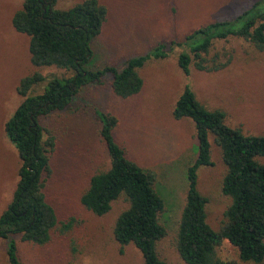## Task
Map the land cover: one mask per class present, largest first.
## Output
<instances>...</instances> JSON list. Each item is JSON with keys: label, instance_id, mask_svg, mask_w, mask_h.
Returning <instances> with one entry per match:
<instances>
[{"label": "rangeland", "instance_id": "rangeland-1", "mask_svg": "<svg viewBox=\"0 0 264 264\" xmlns=\"http://www.w3.org/2000/svg\"><path fill=\"white\" fill-rule=\"evenodd\" d=\"M84 0H58L57 9L68 10ZM108 9L102 34L93 42L94 70L107 66L121 72L126 62L147 54L160 43L184 44L192 30L214 20L240 15L260 0H98ZM24 0H0V216L12 202L21 166L5 135L4 125L22 102L17 88L35 71L29 52V37L16 32L14 14ZM185 45H175L167 58L147 62L141 70L142 91L133 97H117L110 88L111 74L87 87L64 111L42 120L56 139L52 154V176L46 196L56 209L59 225L44 247L18 239L24 264H144L139 250L130 245L124 254L114 237L119 215L129 204L121 197L111 211L99 217L81 204L90 179L110 168V158L100 136L95 110L114 115V131L127 156L157 175L156 191L165 203L161 222L168 236L159 244L161 259L186 264L177 251L181 215L189 187L188 168L198 155L196 129L190 119L176 120L173 110L186 87L211 110L226 114L227 125L247 135L264 136V52L248 42L230 39L219 42L216 51H229L232 63L213 73L192 68L186 75L178 65ZM49 80L63 74L55 68L41 70ZM43 85L34 94L44 91ZM47 136V135H46ZM213 166L198 172V190L208 199L207 221L219 230L231 204L222 193L226 166L220 148L211 138ZM71 224L67 230L65 225ZM9 242V241H8ZM8 243L0 241V264H8ZM219 254L225 261H240L236 248L225 241Z\"/></svg>", "mask_w": 264, "mask_h": 264}, {"label": "trees", "instance_id": "trees-1", "mask_svg": "<svg viewBox=\"0 0 264 264\" xmlns=\"http://www.w3.org/2000/svg\"><path fill=\"white\" fill-rule=\"evenodd\" d=\"M57 2L24 0L12 18L16 32L29 37L35 71L20 81L17 92L22 102L4 125L5 135L21 162L12 202L0 216V241L8 243V264H24L18 239L44 247L59 225L56 209L48 202L45 191L53 172L56 139L43 126L44 118L64 111L87 87L109 74L113 76L110 88L117 97L138 95L144 86L141 70L147 62L167 58L175 45L188 49L178 58L186 75L192 68L206 73L226 69L234 55L216 51L219 42L241 39L264 52V0H260L240 15L214 20L190 31L184 44L160 43L147 54L131 57L121 72L114 66L95 71L91 66L93 42L102 34L107 7L98 0H84L61 10ZM46 68H55L63 75L47 80L41 71ZM44 83V91L34 94ZM95 115L111 166L90 179L81 204L102 217L111 211L115 201L125 197L129 206L119 215L113 231L120 253L133 245L144 264H169L161 259L158 248L168 236V229L160 218L165 203L156 191L157 175L128 158L114 133L118 124L114 115L98 110ZM173 116L176 120L190 119L198 141V155L188 168L189 187L178 231L181 259L186 264H238L223 260L219 254L227 241L238 251L240 261L264 264V136L247 135L240 128L228 126L226 114L206 107L190 87L176 102ZM211 138L220 148L226 166L222 193L231 200L219 230L209 225L208 199L198 190L199 169L213 166ZM64 227L68 230L71 224Z\"/></svg>", "mask_w": 264, "mask_h": 264}]
</instances>
